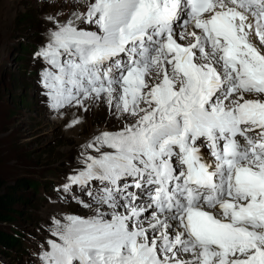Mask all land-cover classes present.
<instances>
[{
	"label": "snow or ice",
	"instance_id": "snow-or-ice-1",
	"mask_svg": "<svg viewBox=\"0 0 264 264\" xmlns=\"http://www.w3.org/2000/svg\"><path fill=\"white\" fill-rule=\"evenodd\" d=\"M77 4L43 95L120 126L80 146L58 191L90 214L51 217L38 264H264V0Z\"/></svg>",
	"mask_w": 264,
	"mask_h": 264
},
{
	"label": "rangeland",
	"instance_id": "rangeland-1",
	"mask_svg": "<svg viewBox=\"0 0 264 264\" xmlns=\"http://www.w3.org/2000/svg\"><path fill=\"white\" fill-rule=\"evenodd\" d=\"M84 2L78 0L77 10H83ZM71 11V0H0V182L38 184L36 189L19 191V212L10 223L0 225L8 233L20 232L24 241L21 248L1 251L0 264H38L37 252L48 238L51 217L90 214L70 199L65 202L58 189L79 167L85 139L120 126L105 106L56 114L43 95L42 65L33 53L46 39L47 18L55 14L65 20ZM78 118L81 122L74 126Z\"/></svg>",
	"mask_w": 264,
	"mask_h": 264
},
{
	"label": "trees",
	"instance_id": "trees-1",
	"mask_svg": "<svg viewBox=\"0 0 264 264\" xmlns=\"http://www.w3.org/2000/svg\"><path fill=\"white\" fill-rule=\"evenodd\" d=\"M38 184L17 181L16 185L9 186L0 182V225L10 223L19 212L17 206L22 202L19 191L36 189ZM13 232V231H12ZM24 244L22 235L8 233L0 228V252L21 248Z\"/></svg>",
	"mask_w": 264,
	"mask_h": 264
},
{
	"label": "bare ground",
	"instance_id": "bare-ground-1",
	"mask_svg": "<svg viewBox=\"0 0 264 264\" xmlns=\"http://www.w3.org/2000/svg\"><path fill=\"white\" fill-rule=\"evenodd\" d=\"M88 140L90 139V138H87ZM87 139H85V141H88ZM65 181V180H64ZM63 185V184H62ZM59 209V208H58ZM81 212H84V211H81ZM64 215V214H63Z\"/></svg>",
	"mask_w": 264,
	"mask_h": 264
}]
</instances>
